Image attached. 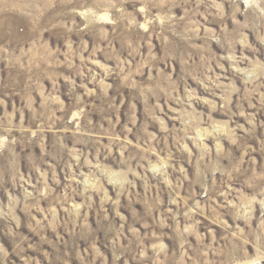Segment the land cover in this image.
<instances>
[{
  "label": "rangeland",
  "instance_id": "374dc122",
  "mask_svg": "<svg viewBox=\"0 0 264 264\" xmlns=\"http://www.w3.org/2000/svg\"><path fill=\"white\" fill-rule=\"evenodd\" d=\"M0 264H264V0H0Z\"/></svg>",
  "mask_w": 264,
  "mask_h": 264
}]
</instances>
